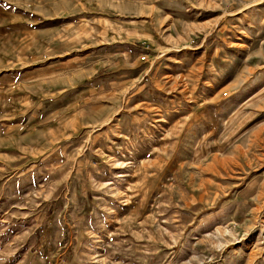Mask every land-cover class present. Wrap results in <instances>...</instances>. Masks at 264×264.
Here are the masks:
<instances>
[{
    "label": "rangeland",
    "instance_id": "rangeland-1",
    "mask_svg": "<svg viewBox=\"0 0 264 264\" xmlns=\"http://www.w3.org/2000/svg\"><path fill=\"white\" fill-rule=\"evenodd\" d=\"M0 264H264V0H0Z\"/></svg>",
    "mask_w": 264,
    "mask_h": 264
}]
</instances>
